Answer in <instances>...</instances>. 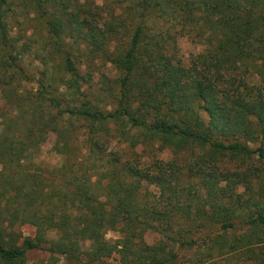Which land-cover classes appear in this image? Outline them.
Masks as SVG:
<instances>
[{
    "label": "trees",
    "instance_id": "trees-1",
    "mask_svg": "<svg viewBox=\"0 0 264 264\" xmlns=\"http://www.w3.org/2000/svg\"><path fill=\"white\" fill-rule=\"evenodd\" d=\"M209 1L134 0L140 16L131 42L123 52L108 56L123 74L119 92L114 94L116 105L113 110H99L87 101L71 103L81 91V76L69 59L62 65L65 90L59 97L47 100L45 96L54 85L46 82L49 69L42 70L39 79L27 78L23 60L18 59L31 46L20 44L9 25L10 11L19 4L0 0V87L25 78L39 84L32 97L39 103L56 101L55 105H61L71 98L68 110L62 112L63 125L72 124L73 119L85 122L93 133L88 140L90 152L107 157L108 167L103 184V178L93 183L85 173L64 170L60 189L45 193L36 185L38 178L23 171L24 160L32 156L35 122L24 133L8 126L12 132H5L6 114L0 112V175L5 176L0 202L7 201L12 224L8 231L0 222V264H29L31 250L49 253L36 264H57L60 257L69 264H174L178 257L175 245L192 248L205 228L235 229L239 218L248 233L243 234L238 247L249 260L264 264V247L260 246L264 244V0H216L213 7ZM21 2L35 5L57 39L65 27L84 31V39L99 50L115 31L111 23L102 30L92 28L81 16L85 11L82 4L72 10L71 0ZM203 13L207 46L192 64L182 62L171 36L158 38L149 32L150 21L158 15L183 21L185 29ZM14 92L5 91L6 101L19 108L27 95ZM110 124L130 149L143 140L158 141L160 147H175L177 152L194 148L207 152L184 164L172 158L141 166L137 156L125 158L117 149H106L102 134L110 130ZM54 129L59 136L66 133ZM217 159L222 160L221 166ZM183 173L204 193L195 198L179 188ZM22 177L34 179L33 183L18 182ZM223 181L243 184L246 196L221 195L219 184ZM255 182L261 185L257 195L253 192ZM145 183L158 187V193L143 194ZM21 221L35 222L36 235L20 241L13 225ZM108 230L120 232L121 238L108 240ZM53 231L56 238L48 235ZM148 232L166 236L171 242L149 243L145 239ZM219 233L215 239L222 237ZM217 239L213 245L222 250L226 244ZM114 254H118V263L110 262Z\"/></svg>",
    "mask_w": 264,
    "mask_h": 264
},
{
    "label": "rangeland",
    "instance_id": "rangeland-1",
    "mask_svg": "<svg viewBox=\"0 0 264 264\" xmlns=\"http://www.w3.org/2000/svg\"><path fill=\"white\" fill-rule=\"evenodd\" d=\"M214 1L216 2V0L209 1L210 7H213ZM16 3L19 5L10 11L9 25L12 35L20 39V44L28 43L31 46V49H28L18 59L23 60L21 65L24 67L25 74H28L26 76H29L27 78L34 76L39 79L42 77L40 72L49 69L50 77L46 82L54 83V85L48 87L45 96L47 100L59 97L60 93L65 90V86L61 83V80L66 77L62 65L65 60L69 59L74 62L81 76L79 81L81 91L76 94V101L71 103L80 104L87 101L94 109L113 110L116 105L114 94L119 92L120 79L123 74L108 56L123 52L131 42L140 16V9L133 5L134 0H71L70 8L72 10L81 8L80 4H82L85 11L81 13V16L85 20L87 19V22L95 30H102L108 23L113 24L115 31L111 33L99 50H94L92 44L84 39V31L81 33L65 27L66 31L57 39L49 32L45 23L46 17L40 16L41 13L37 11L33 3L24 5L21 0H16ZM200 16L201 18L195 24L183 29V21L171 19L166 15H158L157 18L150 21L149 32L158 38L171 36L177 43L178 55L182 58V62L186 65L192 64L194 62L192 59L203 52L207 46L203 40L207 31L205 13ZM87 26L89 27V25ZM183 31L187 33L182 34ZM171 44L173 45L174 42ZM20 81L15 79L10 85L0 87V112L5 111L6 114V123L3 122L2 124L5 132L9 130L10 132L24 133L35 122L32 125L36 131L31 148L32 156L24 160L23 171L34 174L39 180L36 185L45 193H54L60 189L59 183L62 180L64 170L66 173L73 172L78 175L85 173L91 177L93 183L103 178L101 180V184H103L106 180L102 176L105 169L108 168L107 157H104L103 154L97 155L95 152H90L88 140H91L93 133L90 132L88 125L77 119H73L72 124L66 127L63 125L62 112L68 110L67 101H70L71 98L63 101L61 105H55L56 101L39 103L33 99L39 88L37 81L25 78L22 82ZM6 90L7 92L19 90L21 94L27 95L24 97L27 100L19 108H15L6 101ZM58 126L59 129H57ZM54 127V130L63 129L66 133L59 136L58 131L52 130ZM114 127L110 124V130L105 135L102 134V138L108 146L106 149L108 151L117 149L124 154L125 158H136L137 156L141 166L152 165L157 159L168 161L172 158H177V161L184 164L192 161L195 155L207 152V150L199 148H194L195 151L185 149L177 152L175 147H160L158 141L143 140L134 149H130L128 143L124 142V137L117 135L119 131H116ZM217 162H219L218 166L223 163L220 159H217ZM24 176L28 175L25 174ZM4 177L0 175V185L4 182ZM181 177L179 188L190 192L195 198L200 193H204V189L198 184L191 185L187 175L183 173ZM33 180L26 181L25 177H22L18 182L31 185ZM260 188L261 185L255 182L253 190L255 195L260 192ZM219 189L220 194L228 196L227 198L245 195L243 184L234 185L228 181H223L219 184ZM147 191H151V196L152 194L156 195L158 187L145 183L142 192L144 194ZM6 202L5 200L0 202V222L9 231L12 224L10 225L8 221ZM53 202L57 203L54 198ZM217 227L205 228L199 233L198 240L194 242L192 248H180L175 245L178 257L174 264H256L253 260L246 258L242 253L243 250L239 248L240 246L238 247V241L243 238V234L248 233V228L241 223L240 218L236 219L235 229L221 230ZM13 230L16 231L21 241L24 236L36 235V223L21 221L13 225ZM219 232L223 234L222 237L218 238L221 239L218 241L219 244H226L222 250L213 245V241L217 239L215 236L220 234ZM48 235L52 238L57 236L55 231ZM106 238L114 242L121 238V234L116 230H108ZM145 239L149 243L158 242L162 239L166 243L171 242L166 236H161L156 232H148ZM44 245L48 246V244ZM85 246L86 248L89 247V241ZM260 246L264 247V244ZM117 256L118 254L113 256L110 262L118 263ZM48 257L49 253L44 250H31L27 255L29 264H36ZM57 264L69 263L64 257H60Z\"/></svg>",
    "mask_w": 264,
    "mask_h": 264
}]
</instances>
